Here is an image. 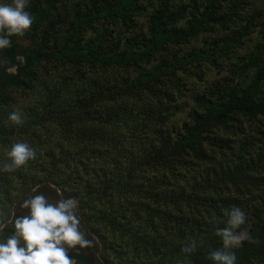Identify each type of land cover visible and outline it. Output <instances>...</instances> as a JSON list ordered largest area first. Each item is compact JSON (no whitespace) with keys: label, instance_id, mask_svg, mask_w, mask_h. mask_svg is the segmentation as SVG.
<instances>
[{"label":"trees","instance_id":"16d2710c","mask_svg":"<svg viewBox=\"0 0 264 264\" xmlns=\"http://www.w3.org/2000/svg\"><path fill=\"white\" fill-rule=\"evenodd\" d=\"M138 1L106 0L68 28L63 45L57 41L19 47L17 71L0 77V87H9L0 94V158L20 139L28 141L37 156L14 173L0 172V199L10 202L16 185L28 192L38 183L53 181L80 201L92 231L103 242L105 264H210L203 257L222 244L215 230L224 227L213 217L220 221L226 209L240 207L250 215L246 222L253 220L252 233L264 230V218L250 205L244 209V201L229 186L231 168L224 160L208 157L200 141L216 122L236 113L264 114V99L255 102L250 94L238 92L224 103L220 95L209 112H196L194 128L185 124L187 131L183 128L175 138L177 130L168 121L169 99L155 90L157 73L131 75L133 52L120 46L131 49L132 44L124 39L108 50L105 35L89 42L82 38L88 22L107 15L130 18L129 8ZM209 7L208 13H214L219 5L208 0L202 11ZM30 12L35 19L26 34L34 35L46 12ZM199 17L193 14L189 37L195 26H202ZM164 20L165 11L159 10L140 54L166 49L174 34ZM47 63L49 68L43 66ZM160 71L171 70L165 62ZM260 74L264 78V65ZM15 96L26 100L20 108ZM13 111L21 113L22 125L8 120ZM192 238L200 246L186 255L181 247ZM234 251L237 264H244L249 251L244 246Z\"/></svg>","mask_w":264,"mask_h":264},{"label":"rangeland","instance_id":"374dc122","mask_svg":"<svg viewBox=\"0 0 264 264\" xmlns=\"http://www.w3.org/2000/svg\"><path fill=\"white\" fill-rule=\"evenodd\" d=\"M105 1L58 0L49 4L47 0H30L27 10L42 8L46 12L45 17L39 21L34 35L13 36L11 46L0 49V77L5 71H17L21 62L18 54L20 46L51 45L57 41L60 43L58 45H63L68 28L77 23L80 17L102 7ZM207 1L139 0L130 6V18L123 20L119 16L107 15L93 19L87 23L88 27L81 29V34H84L82 38L87 42L96 41V37L105 35L104 42L108 50H114L124 39L125 43L132 44L131 49L126 44L119 45L126 52H133L129 63L131 75L140 78L139 75L143 73H157L153 78L155 90L165 100L169 99L167 103L172 113L168 121L177 130L175 138L181 135L180 130L183 128V133L187 131L185 124L189 123L194 128L196 112H209L211 102H217L220 95L225 97L222 100L224 103L230 93L238 92L250 94V99L255 102L264 99V78L260 74L264 65V0H215L219 8L214 13H208L211 7L202 11ZM159 10L165 11L164 26L174 35L162 52L140 54L141 45L150 40L144 41L151 32L152 19ZM193 14L200 16L202 26H195L193 35L189 37L192 34ZM213 17L221 18L217 21L219 24L207 22ZM228 41L232 43L231 46L225 45ZM165 62L171 70L168 73L160 71ZM45 65L49 68L51 63ZM8 89V86L0 87V94ZM25 101L15 96L18 108ZM231 117L225 122H216L200 145L208 151V157L219 159V162L224 160L226 166L231 168L229 186L233 195L244 201V209L250 205V209H255L259 217L264 218V114L236 113ZM57 189L62 190L53 181L38 183L28 192L27 188L16 185L10 202L7 200L4 203L0 199V229L3 230L0 234L8 235L12 231L11 221L14 217L25 214L26 210L21 207L24 199L43 193L49 200L55 201L63 198L58 195ZM63 195L73 196L64 192ZM249 216L246 213V220ZM79 217L86 238L91 239L93 244L86 248L77 246L79 250L71 249L69 254L75 257L78 264H105L103 242L100 235L92 231L80 201ZM254 219L258 220V217ZM252 222L249 220L244 224V229L238 230L247 236L241 245L244 251H249L248 257H244V264H264V230L257 229V232L252 233L249 230ZM222 247L223 244L218 249ZM251 249H256V254L251 253ZM208 256L206 254L203 258L212 264Z\"/></svg>","mask_w":264,"mask_h":264},{"label":"clouds","instance_id":"9594fccd","mask_svg":"<svg viewBox=\"0 0 264 264\" xmlns=\"http://www.w3.org/2000/svg\"><path fill=\"white\" fill-rule=\"evenodd\" d=\"M29 3L30 0H0V49L11 46V37L24 36L31 29L35 18L27 10ZM8 120L13 125L23 124L18 111L11 112ZM36 156L37 150L28 141L17 140L3 152L0 172L14 173ZM57 192L63 198L51 201L40 193L23 200L25 214L14 217L8 235L0 234V264H78L69 250L90 247L93 241L82 230L78 199L64 197L62 190ZM212 221L224 224L215 230L223 247L210 251L208 258L212 264H237L234 249L247 238L246 233L238 231L246 223V213L240 207H232L224 211V219L216 221L213 217ZM199 246L197 239H188L181 251L189 255Z\"/></svg>","mask_w":264,"mask_h":264}]
</instances>
